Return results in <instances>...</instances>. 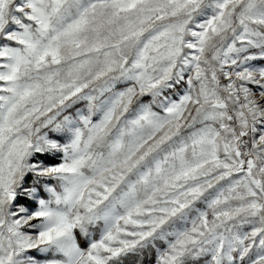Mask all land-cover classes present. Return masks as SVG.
<instances>
[{
	"label": "rangeland",
	"instance_id": "374dc122",
	"mask_svg": "<svg viewBox=\"0 0 264 264\" xmlns=\"http://www.w3.org/2000/svg\"><path fill=\"white\" fill-rule=\"evenodd\" d=\"M117 261L264 264V0H0V264Z\"/></svg>",
	"mask_w": 264,
	"mask_h": 264
},
{
	"label": "trees",
	"instance_id": "16d2710c",
	"mask_svg": "<svg viewBox=\"0 0 264 264\" xmlns=\"http://www.w3.org/2000/svg\"><path fill=\"white\" fill-rule=\"evenodd\" d=\"M74 233H75V237H76V240H77V243L79 244V246L82 248H85L86 247V240L84 239L83 236H81V233L79 232V230L76 229L74 231ZM116 264H123V263H121L120 261H117ZM129 264H135V263H129ZM187 264H193V263L188 262Z\"/></svg>",
	"mask_w": 264,
	"mask_h": 264
}]
</instances>
